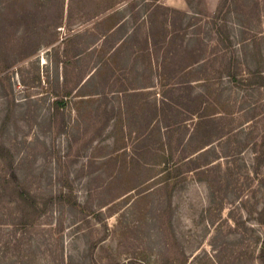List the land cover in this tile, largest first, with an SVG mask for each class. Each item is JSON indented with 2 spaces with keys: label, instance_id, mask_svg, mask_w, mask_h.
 Here are the masks:
<instances>
[{
  "label": "rangeland",
  "instance_id": "1",
  "mask_svg": "<svg viewBox=\"0 0 264 264\" xmlns=\"http://www.w3.org/2000/svg\"><path fill=\"white\" fill-rule=\"evenodd\" d=\"M173 1L0 0V264H264V0ZM148 20L155 124L112 93Z\"/></svg>",
  "mask_w": 264,
  "mask_h": 264
},
{
  "label": "crops",
  "instance_id": "2",
  "mask_svg": "<svg viewBox=\"0 0 264 264\" xmlns=\"http://www.w3.org/2000/svg\"><path fill=\"white\" fill-rule=\"evenodd\" d=\"M123 1L124 4L129 3V0ZM173 2V0H170V3L167 2L169 7L173 8ZM181 2L184 7L180 9L186 8L185 0H181ZM125 21V17L122 18L116 24V27H119ZM150 23V20L146 24L144 23L146 29L141 38H130L126 34L117 39L116 48L120 45V48L125 53H123L121 61L119 60V63H122L120 74L112 72L116 74L113 82L118 86L112 93H119L118 99L121 98L122 100L120 99V103L116 107L118 109L122 108L123 111L126 110V116H131L138 120L146 118L148 119L146 122L152 121L155 124L158 122V118L162 116L158 110L166 108L167 105L161 98L157 97L158 84L161 80L158 77V59L155 41L150 33H148ZM132 43L133 45H131Z\"/></svg>",
  "mask_w": 264,
  "mask_h": 264
},
{
  "label": "trees",
  "instance_id": "3",
  "mask_svg": "<svg viewBox=\"0 0 264 264\" xmlns=\"http://www.w3.org/2000/svg\"><path fill=\"white\" fill-rule=\"evenodd\" d=\"M17 206H19L22 209V211L25 212V203H24V201H18ZM24 216H25V214H24Z\"/></svg>",
  "mask_w": 264,
  "mask_h": 264
}]
</instances>
